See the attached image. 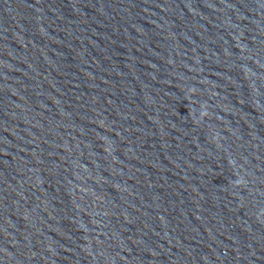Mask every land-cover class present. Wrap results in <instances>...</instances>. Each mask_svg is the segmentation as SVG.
I'll list each match as a JSON object with an SVG mask.
<instances>
[{
	"label": "water",
	"instance_id": "water-1",
	"mask_svg": "<svg viewBox=\"0 0 264 264\" xmlns=\"http://www.w3.org/2000/svg\"><path fill=\"white\" fill-rule=\"evenodd\" d=\"M0 264H264V0H0Z\"/></svg>",
	"mask_w": 264,
	"mask_h": 264
}]
</instances>
